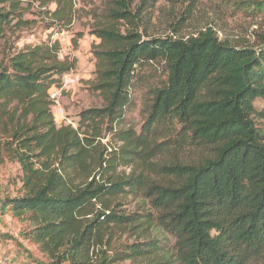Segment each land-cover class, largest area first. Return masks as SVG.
Here are the masks:
<instances>
[{"label": "trees", "instance_id": "trees-1", "mask_svg": "<svg viewBox=\"0 0 264 264\" xmlns=\"http://www.w3.org/2000/svg\"><path fill=\"white\" fill-rule=\"evenodd\" d=\"M78 1L0 0V40L29 24L22 13L34 4L46 30H67ZM133 1L88 13L104 104L80 112L77 128L57 126L51 112V88L76 66L51 34L0 59V165L16 164L21 183L0 214L26 221L23 239L50 264H94L93 246L118 230L143 240L121 246L118 261L264 264V108L254 104L264 103V50L233 47L212 29L145 37ZM120 21L131 30L115 29ZM156 69L165 79L149 89L140 132L118 128ZM128 198L141 209L124 214ZM155 231L172 237L169 253Z\"/></svg>", "mask_w": 264, "mask_h": 264}, {"label": "rangeland", "instance_id": "rangeland-1", "mask_svg": "<svg viewBox=\"0 0 264 264\" xmlns=\"http://www.w3.org/2000/svg\"><path fill=\"white\" fill-rule=\"evenodd\" d=\"M110 1L79 0L76 6L80 10L79 16L67 30L61 32L45 29L47 20L43 22L40 14L42 10L34 4L22 13L23 20L30 21L29 24L20 30H9L6 37L0 40L1 59L25 45L39 44L51 34V40L58 41L61 46L62 58L68 56L76 61L73 71L76 80L71 89L61 93L64 116L55 118L57 126L77 128L80 112L101 108L104 104L102 96L93 89L96 71L94 53L100 49V40L90 34L94 18L88 16V13H107ZM54 8L52 5L50 10ZM139 9L144 10L142 14L145 16L144 25L139 28V32L148 38L170 36L186 40L195 37L199 32L212 29L220 41H226L233 47L264 50V0H146L145 4L142 0H134L131 12L135 14ZM101 21L104 22V18ZM113 26L121 32L131 30V26L124 21L114 23ZM145 77L148 84L133 94V106L126 112L123 124L118 128L133 130L136 134L140 132L147 116L151 93L149 89L162 84L165 79L161 69H156ZM254 104L258 109L264 108L261 101ZM108 140L111 141V136H107L103 143ZM112 144L119 146L116 139L112 140ZM118 172L127 175L131 170L119 169ZM20 190L19 167L11 162L0 165V200L6 196H18ZM119 209L124 214H129L141 208L138 201L128 198L122 200ZM27 227L26 221L19 220L10 213L0 214V264H50L36 246L23 239L22 233ZM151 238L157 240L161 255L172 250L174 241L165 232L155 231ZM142 241L120 230L105 234L93 246L92 261L94 264H135L132 260L118 261L121 251L119 248Z\"/></svg>", "mask_w": 264, "mask_h": 264}, {"label": "built area", "instance_id": "built-area-1", "mask_svg": "<svg viewBox=\"0 0 264 264\" xmlns=\"http://www.w3.org/2000/svg\"><path fill=\"white\" fill-rule=\"evenodd\" d=\"M62 56L63 54L60 51L59 58H62ZM74 80H76V78L73 77V71H70L61 77L60 86L51 88L49 99L51 101V112L54 120L55 118H63L64 110L61 104V93L66 89H71Z\"/></svg>", "mask_w": 264, "mask_h": 264}]
</instances>
